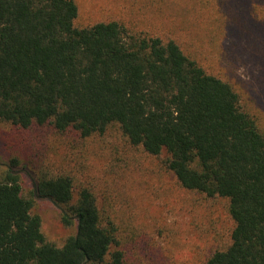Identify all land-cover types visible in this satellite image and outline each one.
<instances>
[{"label": "trees", "instance_id": "trees-1", "mask_svg": "<svg viewBox=\"0 0 264 264\" xmlns=\"http://www.w3.org/2000/svg\"><path fill=\"white\" fill-rule=\"evenodd\" d=\"M77 16L73 0H0V123L83 139L117 129L164 154L183 189L227 201L229 244L205 264H264V135L237 91L173 39L117 21L78 27ZM21 165L0 163V264H131L91 189ZM38 199L75 228L61 246L42 232Z\"/></svg>", "mask_w": 264, "mask_h": 264}, {"label": "rangeland", "instance_id": "rangeland-1", "mask_svg": "<svg viewBox=\"0 0 264 264\" xmlns=\"http://www.w3.org/2000/svg\"><path fill=\"white\" fill-rule=\"evenodd\" d=\"M75 25L117 21L173 39L207 73L230 83L264 135V0H73ZM160 158L132 146L120 131L80 138L52 127L20 129L0 123V163L67 174L88 187L115 224L120 249L131 264H205L229 244L233 222L227 201L183 189ZM24 193L30 188L22 172ZM33 212L47 241L61 246L75 228L61 223L46 199Z\"/></svg>", "mask_w": 264, "mask_h": 264}]
</instances>
